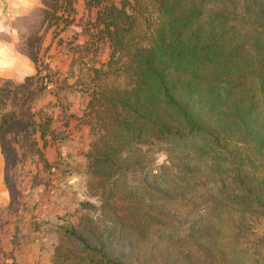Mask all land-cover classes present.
<instances>
[{
	"label": "trees",
	"instance_id": "16d2710c",
	"mask_svg": "<svg viewBox=\"0 0 264 264\" xmlns=\"http://www.w3.org/2000/svg\"><path fill=\"white\" fill-rule=\"evenodd\" d=\"M77 1L44 0L57 44ZM82 4L85 47L109 51L69 114L94 135L85 159L98 204L79 202L78 223L59 226L51 264H264V0ZM30 56L35 73L0 87V148L6 161V135L19 131L47 167L53 116L33 106L49 83L65 86ZM145 144L168 163L154 168Z\"/></svg>",
	"mask_w": 264,
	"mask_h": 264
},
{
	"label": "rangeland",
	"instance_id": "374dc122",
	"mask_svg": "<svg viewBox=\"0 0 264 264\" xmlns=\"http://www.w3.org/2000/svg\"><path fill=\"white\" fill-rule=\"evenodd\" d=\"M76 9L77 22L68 26L62 33L60 44L53 41L50 31L42 26L35 35L28 38V44H25L29 47L30 54L32 52L37 54L43 70L50 71L58 85L65 86L57 89L55 83H49L47 88L41 91L33 106L36 111L39 110V118H45L50 114L53 116L51 127L55 129L57 140L43 150L48 166L44 167L42 159L35 153L30 141L23 139L21 132L16 130L8 132L5 141V182L11 201L8 212L0 213V226L4 224L2 220L16 216V228L24 223L27 227L25 229L27 237L31 229H39L40 233L44 234L48 246L51 244L53 248L58 243L59 226L67 223L77 224L81 215L85 213L79 202L90 201L98 204V200L91 198L87 193L89 176L86 172L85 159V152L89 149L94 135L89 131L86 137L76 139V136L73 137L74 133L67 134L68 129H62V122L59 123L60 114L55 115L61 108L64 115L65 113L68 115L71 109L78 114L81 113L88 100V95L80 90L88 83V68L104 62L109 53L106 43H102L96 53L85 47L86 36L82 32L81 23L84 22L87 12L80 0L76 3ZM120 80L124 82L125 78L122 77ZM16 84L18 83L0 80V87ZM56 124L58 125L54 127ZM73 145L79 146L81 157L76 155V158H73L68 151L65 152L66 146ZM148 148L151 151L154 168L168 163L164 151L155 150L154 145L145 144L144 149ZM74 168L80 171L75 172ZM73 174H81V180L77 181L75 177L71 179ZM54 211L53 217L47 215L48 212ZM87 212L90 214V211ZM96 213L94 210L91 211V214ZM17 233L12 240L14 245L19 243L21 237ZM6 253L3 251V258L6 255L9 258L14 257L13 251L8 250Z\"/></svg>",
	"mask_w": 264,
	"mask_h": 264
},
{
	"label": "crops",
	"instance_id": "0c3cea01",
	"mask_svg": "<svg viewBox=\"0 0 264 264\" xmlns=\"http://www.w3.org/2000/svg\"><path fill=\"white\" fill-rule=\"evenodd\" d=\"M80 1L82 3V0ZM43 6L44 0H0V29H3L0 31V80L20 83L26 76L35 73V63L30 56L29 47L25 44H28V38L35 35L41 27L40 16ZM57 113L60 114L59 123L62 122V129H68L67 134L74 133L73 137L76 136L78 140L86 137L90 131L89 126L78 123L69 116L70 113L78 114L77 111L71 109L68 115L66 113L64 115L61 108L59 112L56 111V116ZM64 149L73 158H76V155L81 157L79 146H66ZM5 168L6 161L0 148V213L8 212L11 201L5 182ZM74 170L80 171L78 168ZM74 177L77 181L81 180V174H73L71 179ZM53 213L55 211L48 212L47 215L53 217ZM47 215L44 213V217ZM8 218L2 220L4 224L0 226V264H51L53 247L51 244L48 246L44 234L33 228L27 237L25 234L27 227L24 223L16 228V216ZM16 232L21 236L19 239L21 243L14 245L12 240ZM8 250L13 251L14 257L9 258L6 255L3 258V251L7 254Z\"/></svg>",
	"mask_w": 264,
	"mask_h": 264
},
{
	"label": "clouds",
	"instance_id": "9594fccd",
	"mask_svg": "<svg viewBox=\"0 0 264 264\" xmlns=\"http://www.w3.org/2000/svg\"><path fill=\"white\" fill-rule=\"evenodd\" d=\"M0 31H3V29H0Z\"/></svg>",
	"mask_w": 264,
	"mask_h": 264
}]
</instances>
